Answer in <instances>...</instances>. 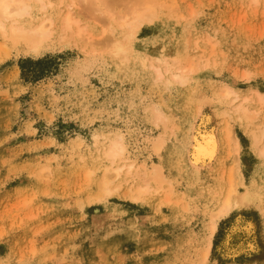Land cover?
<instances>
[{"label":"rangeland","instance_id":"1","mask_svg":"<svg viewBox=\"0 0 264 264\" xmlns=\"http://www.w3.org/2000/svg\"><path fill=\"white\" fill-rule=\"evenodd\" d=\"M51 1L57 20L66 7ZM94 1L72 6L82 36L54 30L39 52L0 36V264H264V159L249 134L264 128V103L252 96L264 91V1L151 0L156 15L130 38L108 21L144 0ZM27 60L40 64L25 80ZM224 85L237 100L251 95L249 123ZM230 126L254 195L218 221L203 263L214 192L234 163ZM201 130L215 147L197 160ZM118 137L116 163L133 162V174L111 169V190L97 199L109 163L101 149ZM142 178L134 200L127 184Z\"/></svg>","mask_w":264,"mask_h":264},{"label":"bare ground","instance_id":"2","mask_svg":"<svg viewBox=\"0 0 264 264\" xmlns=\"http://www.w3.org/2000/svg\"><path fill=\"white\" fill-rule=\"evenodd\" d=\"M76 1H79L80 5L83 2V7L84 5L92 7L97 5L94 0H69L67 3L64 0H60L58 4H64L66 8L60 12L56 20L52 14H46L48 9L53 6L51 0H0V36L11 41L23 40L25 49L30 52H39L53 34V31L57 29L60 37L70 35L72 32L77 36H82L85 34V26L80 23V18L72 12V6ZM251 1L252 3H257L259 0ZM36 7L41 11L42 16L37 17L38 15L34 13ZM154 15H156L154 3L151 0H144L141 4L130 6L117 17L110 16L108 23L115 22L119 27L125 28V37L130 38L143 22L151 21ZM105 30L113 32V24L107 25ZM122 46L123 43L120 42L114 44L116 51L124 50ZM168 70V67H165V71ZM155 71L156 77L162 76L163 71L159 66H155ZM170 74L174 79H179L182 76L181 72L176 70L171 71ZM221 89L223 97L232 96L233 111L238 113V117L246 121L253 118L255 110L251 109L246 103L248 99L252 98L251 95L242 96L240 100H237L240 94L236 88L224 85ZM252 96H255V99L260 104L264 103V91L254 89L252 90ZM158 112L156 115H159ZM225 129L227 139L234 142V149L232 148L234 153L231 151V154H234V159L232 160L234 163L231 166L229 165L230 167L228 166L229 172L225 173L226 177L221 174V181H218V188L214 192L215 205L213 211L209 214V235L206 240V248L202 252L203 263L209 253L212 243L211 237L217 229L218 221L229 215L241 204L252 201L254 195L253 191L244 184L242 179L238 163L237 152L240 145L237 136L233 133L231 126ZM249 134L254 152L264 159V128L252 127L249 130ZM214 147L213 135L209 131L201 130L195 138L192 156L197 160L211 157L214 153ZM123 149V144L119 137L111 140L104 149H101L100 153L107 158L109 163L103 167L97 199L104 197L111 190L109 187L110 176L108 175L111 169L113 176L116 178L122 173L126 175L133 174L132 168L135 167L133 162L125 161L123 157L120 163H116L117 159L121 158ZM144 172L143 177L146 176V172ZM91 173L92 169H89L86 175L89 176ZM142 181H129L127 184L129 186L128 195L134 200L138 199L148 186L146 179L142 178ZM238 184L243 185L244 189L242 191H239ZM256 197H258V194Z\"/></svg>","mask_w":264,"mask_h":264},{"label":"trees","instance_id":"3","mask_svg":"<svg viewBox=\"0 0 264 264\" xmlns=\"http://www.w3.org/2000/svg\"><path fill=\"white\" fill-rule=\"evenodd\" d=\"M27 62V63H26ZM37 65V64H40V60H37V61H31V60H27V61H22L19 63L20 65V68H21V75L23 76V78L25 80L28 79V77L25 76V72H29V73H34V71H31L30 68L31 66L30 65ZM36 76V75H34Z\"/></svg>","mask_w":264,"mask_h":264}]
</instances>
